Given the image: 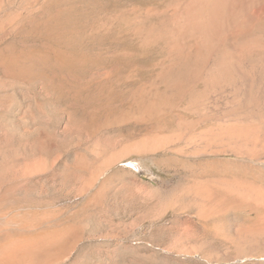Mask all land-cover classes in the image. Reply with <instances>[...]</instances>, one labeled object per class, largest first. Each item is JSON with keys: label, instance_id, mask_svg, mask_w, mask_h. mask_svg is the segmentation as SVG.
<instances>
[{"label": "rangeland", "instance_id": "374dc122", "mask_svg": "<svg viewBox=\"0 0 264 264\" xmlns=\"http://www.w3.org/2000/svg\"><path fill=\"white\" fill-rule=\"evenodd\" d=\"M163 6L0 0V252L50 241L43 257L12 264H264L225 258L250 211L202 215L196 200L219 175L264 182V155L196 143L221 121L184 101L137 109L163 89V55L129 22Z\"/></svg>", "mask_w": 264, "mask_h": 264}, {"label": "bare ground", "instance_id": "6f19581e", "mask_svg": "<svg viewBox=\"0 0 264 264\" xmlns=\"http://www.w3.org/2000/svg\"><path fill=\"white\" fill-rule=\"evenodd\" d=\"M129 25L163 55L155 77L163 89L148 91L150 97L155 94L151 103L145 101L148 95H140L141 113L184 101L199 120L211 115L221 121L197 140L242 158L264 155V0H164L161 9L149 8V15ZM186 126L182 129L192 128ZM210 180H199L195 192L201 214H251L232 230L233 252L226 253V260L264 259V182L236 173ZM43 242L11 243L0 260L12 264L14 255L43 257L50 241Z\"/></svg>", "mask_w": 264, "mask_h": 264}]
</instances>
